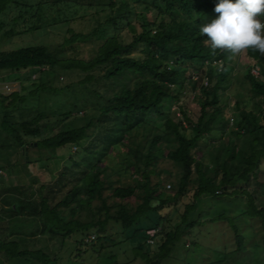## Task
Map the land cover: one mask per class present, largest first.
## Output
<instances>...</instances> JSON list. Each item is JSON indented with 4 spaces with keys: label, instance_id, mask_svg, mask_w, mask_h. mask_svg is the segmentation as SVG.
I'll use <instances>...</instances> for the list:
<instances>
[{
    "label": "trees",
    "instance_id": "trees-1",
    "mask_svg": "<svg viewBox=\"0 0 264 264\" xmlns=\"http://www.w3.org/2000/svg\"><path fill=\"white\" fill-rule=\"evenodd\" d=\"M136 1H151L155 15L133 19L136 12L130 0H41L38 8L55 6L62 14L61 21H69L67 16L77 14L79 9L100 7L110 10L106 22L115 28L120 23L126 26L130 40L122 41L118 33L95 36L91 41L93 53L87 59L65 56L73 44L85 41L82 32L70 29V35L57 46L0 51V70H39L37 81L32 74L25 79L17 77L19 90L0 93V171L20 165L18 172L25 178L0 185V259L30 258L50 264L45 262L49 257L42 249L27 246L28 234L17 230L21 226L16 223L11 229L2 214L9 218L39 217L40 231L61 235V242L74 232H105L109 221L119 223L124 230L132 228V234L145 235L147 228L160 226L153 244L158 246L155 256L159 257L170 251L180 228L177 224L172 230L165 229L168 211L189 191L183 223L201 195L238 192L248 197L245 214L259 218L264 231V207H257L255 195L247 190L252 178L264 174V80L260 74H252L248 65L243 82L254 97H249L247 104L235 101V125L222 104L228 64L242 58L243 65L258 64L263 71L264 56L249 51L230 60L226 53L211 54L199 28L218 17L214 11L218 0ZM19 5L13 0H0V32L6 20H14L24 12L7 19L9 11L15 12ZM91 34L96 35V29ZM191 68L203 76L195 94L199 114L193 118L180 106L176 108L181 117L176 110L168 114L164 102L177 101L184 94ZM68 70L84 73L83 83L96 79L93 71H101L99 78L111 92L103 95L104 104L83 124L53 129L72 112L60 113L54 122L41 108L40 92L59 91L46 83L54 77L59 80L60 73ZM29 97L36 98L37 104L28 105ZM150 112L165 117L162 130L146 121ZM215 132L217 136L210 138L205 150L199 147V141ZM66 144L74 150L79 148L80 153L70 155L50 180L37 181L27 166L41 160L40 150L52 157L58 147ZM28 149H37L38 156L29 153L26 160ZM205 154L209 161H204ZM178 165L181 170L177 187L169 194L173 185L162 178L178 170ZM195 222L192 219L187 227ZM234 233L237 248L243 249V236L235 226ZM138 255L145 264H152L149 252Z\"/></svg>",
    "mask_w": 264,
    "mask_h": 264
},
{
    "label": "rangeland",
    "instance_id": "rangeland-1",
    "mask_svg": "<svg viewBox=\"0 0 264 264\" xmlns=\"http://www.w3.org/2000/svg\"><path fill=\"white\" fill-rule=\"evenodd\" d=\"M13 2L20 5L14 10L16 13L12 10L9 11L7 19H11L13 15H20V11L24 12L14 20H6L5 27L0 32V51L34 45L57 46L64 36L70 35L68 29L72 32H82L85 35L83 37L84 42L73 44L72 47L68 48L65 55L68 58H89L93 53L91 41L95 39V36H110L118 33L122 41L130 40L123 23L115 28L112 23L106 22L110 16L108 8L105 10H101L100 7L79 9L75 15L69 13L70 15L67 16L69 21H61L59 16L62 14L57 11L55 6L47 4L40 9L38 8L37 5L41 0H13ZM22 4H31L32 6L26 8ZM130 4L136 12L133 19L136 18L137 21L144 17L151 18L156 13V8L151 1L130 0ZM177 14L179 15V12ZM35 24L36 28H30L31 25ZM28 28L30 29L25 31ZM93 29H96V35L91 34ZM9 30H12L13 33H6ZM134 54L140 55V51H135ZM235 59L227 66L229 79L222 101L226 115L234 118L232 120L234 125L236 124L234 117L235 101L237 100L240 105L247 104L249 97H254V93L243 82V76L248 71V65L252 71L253 69L258 70L259 77L264 80V70H261L260 65L257 64L258 68H252L254 63L243 65L242 58L238 61ZM35 71V68L18 71L0 70V82H7L10 85V91L8 90L10 93L19 90L20 82L18 79H25L32 74V78L37 81L39 70ZM100 72L93 71L96 79L87 83L81 82L85 74L74 70L60 73L59 80L54 77L51 81H47L46 84L60 90L57 92H51L47 89L41 91V108L49 113L54 122L60 113L72 112L65 120L53 125V129L81 125L104 104L103 95L111 92V89L105 88L108 85L99 78ZM17 77L18 79H16ZM202 79L201 72H197L194 68L189 70L184 94L177 101L168 99L164 102V108L168 114L176 110L177 115L179 114L178 116L181 117L182 113L176 108L179 106L184 108L193 118L199 114L195 94L198 93L200 86L197 82L201 83ZM94 90L98 93H95ZM27 104H37V99L29 97ZM164 120L165 117H160L153 112L146 116V121L158 128L159 131L164 128ZM215 136H217L216 132L211 134L209 138L206 137L199 141V147L205 150L210 138ZM30 143L34 144L35 142L30 141ZM25 150L27 149L25 148ZM79 151V148L74 150L72 145L66 144L58 147L55 154L50 157L42 149L39 154L41 160L33 161L27 168L32 175H35L37 181L38 179L40 182L48 181L55 176L57 170L64 163L68 162L70 155H76L80 153ZM29 153L38 156L39 152L37 149L35 151L28 149L27 155ZM204 161H209L207 154H205ZM176 168V166L173 167L174 170ZM19 169H22L20 165L11 170L0 171V185L15 184L19 180H24L23 175L18 172ZM180 170L178 165V170L163 175L162 179L173 185V188L167 191L169 194L176 190ZM193 184L195 183L192 182L190 185L193 187ZM247 190L255 195L257 207H264V174L259 173L256 179L252 178ZM189 192L180 198L175 207H171L168 211L167 219L164 221L165 229L172 230L177 224H180V228L176 232L170 251L164 255H159V257L155 256L158 246L148 245L143 232L132 234V228L124 230L115 221L108 222L105 232H74L65 238L64 242H61V235L53 236L47 231H40L41 219L39 217L20 215L9 218L4 214L2 216L8 219L11 229L16 223L19 224L21 227L17 230L22 234H28L27 246L33 249H42L49 257L45 259V262L50 264H145L141 256L138 255L145 252H149L152 257V264H264V231L259 218L249 217L245 214L248 200L245 194L226 193L216 197L203 194L196 199L192 211L188 213V218L183 223L181 221L182 216L187 203L190 202ZM192 219L196 220L194 226L187 227V223ZM234 226L238 229V233L243 236L244 248L240 250L237 248ZM32 231L35 234L31 233ZM88 235H94V239L86 242L85 236ZM98 236L101 238L98 239ZM102 236H107L110 240H106ZM0 264L42 263L30 258H10L9 260L0 259Z\"/></svg>",
    "mask_w": 264,
    "mask_h": 264
},
{
    "label": "clouds",
    "instance_id": "clouds-1",
    "mask_svg": "<svg viewBox=\"0 0 264 264\" xmlns=\"http://www.w3.org/2000/svg\"><path fill=\"white\" fill-rule=\"evenodd\" d=\"M214 11L218 17L199 28L212 55L219 51L231 60L253 51L264 56V0H218Z\"/></svg>",
    "mask_w": 264,
    "mask_h": 264
},
{
    "label": "built area",
    "instance_id": "built-area-1",
    "mask_svg": "<svg viewBox=\"0 0 264 264\" xmlns=\"http://www.w3.org/2000/svg\"><path fill=\"white\" fill-rule=\"evenodd\" d=\"M254 67L258 68L257 65H253L252 68ZM251 73L254 75H259V71L258 70L256 71V69H253V71L251 69ZM9 87L10 85L7 82H0V93H9L10 91ZM160 229H161L160 226H153L145 230V241L148 245H153L155 243L156 236L159 233ZM92 239H94V235L89 236L86 240L90 241Z\"/></svg>",
    "mask_w": 264,
    "mask_h": 264
},
{
    "label": "crops",
    "instance_id": "crops-1",
    "mask_svg": "<svg viewBox=\"0 0 264 264\" xmlns=\"http://www.w3.org/2000/svg\"><path fill=\"white\" fill-rule=\"evenodd\" d=\"M7 221H8V219L6 218L4 222H7ZM1 222H3V221H1Z\"/></svg>",
    "mask_w": 264,
    "mask_h": 264
},
{
    "label": "water",
    "instance_id": "water-1",
    "mask_svg": "<svg viewBox=\"0 0 264 264\" xmlns=\"http://www.w3.org/2000/svg\"><path fill=\"white\" fill-rule=\"evenodd\" d=\"M25 159L27 160V153L25 154Z\"/></svg>",
    "mask_w": 264,
    "mask_h": 264
}]
</instances>
